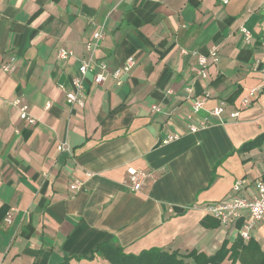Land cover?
Wrapping results in <instances>:
<instances>
[{
  "label": "crops",
  "instance_id": "0c3cea01",
  "mask_svg": "<svg viewBox=\"0 0 264 264\" xmlns=\"http://www.w3.org/2000/svg\"><path fill=\"white\" fill-rule=\"evenodd\" d=\"M101 25L95 59L107 80L88 74L84 107L72 106V79ZM263 41L264 0H0V264H110L101 244L133 256L230 248L238 223L217 224L204 208L229 199L236 181L245 197L264 181V145L239 152L264 133ZM212 47L219 62L202 78L181 51ZM60 49L73 55L61 60ZM129 57L135 66L118 85L112 74ZM11 58L8 74L1 66ZM202 95L195 120L209 126L190 133L191 99ZM16 99L34 126L19 118ZM221 102L226 112L211 115ZM168 135L180 138L163 144ZM64 142L70 152L58 151ZM128 169L148 175L141 192L127 187ZM74 180L84 187L71 190ZM252 238L264 251V222Z\"/></svg>",
  "mask_w": 264,
  "mask_h": 264
},
{
  "label": "built area",
  "instance_id": "2783aa9c",
  "mask_svg": "<svg viewBox=\"0 0 264 264\" xmlns=\"http://www.w3.org/2000/svg\"><path fill=\"white\" fill-rule=\"evenodd\" d=\"M222 4L227 5L229 0H219ZM104 25L97 28L93 34V39L87 43L86 50L88 56L82 61L79 67V74L72 79V84L75 88L74 93L67 94V101L70 105H77L79 107H84V81L88 74H94V83L100 85L107 80V66L105 63L96 61L95 52L99 47V44L104 39ZM240 32L243 35L247 43L250 42L252 35L248 29L245 27L240 28ZM264 47V41L262 43ZM183 55H191L195 58L197 65V74L202 78H207V69L211 64H217L219 62V52L217 47H212L208 54H200L198 52H190L185 49L181 51ZM73 55L72 52L60 49L58 56L61 60H67ZM15 58L9 59L4 62L1 66L3 72L11 74L14 72ZM135 66V60L133 57L126 59L124 65L116 70L112 76L117 80L118 85L122 83V78L129 74V72ZM262 87H254L249 90L248 95L242 99L241 105L243 107L248 106L253 100L257 98L260 94ZM188 94L192 93V89H187ZM209 95H202L193 97L192 101V111L188 115L189 132L197 133L201 130L206 129L209 126L207 118H201L195 120L204 109L206 101ZM12 105L18 110L19 118L27 123L28 125L34 126L37 123L35 117L32 116L30 112V107L27 104L22 103L19 99L12 102ZM227 108L226 102H221V104L215 107L210 114L213 116L221 117ZM154 110L158 111L157 107H153ZM239 113L237 111L230 113V118H237ZM179 135H168L164 140L163 144H170L179 140ZM58 151L60 152H70L69 146L64 142L58 145ZM87 176L91 177L92 173H88ZM148 175L146 173L138 172L134 169H128V183L127 187L133 192H141L145 185ZM84 187V182L81 180H74L71 183L70 189L73 191H79ZM246 187L244 180L236 181L233 186V195L222 202L208 204L204 211L217 220L222 226L228 227L241 222V227L238 229V235L243 239V241L248 242L252 238V234L256 227L264 222V181H257L254 185V191L250 193L248 197L242 196ZM6 221L11 222V217L8 216Z\"/></svg>",
  "mask_w": 264,
  "mask_h": 264
},
{
  "label": "trees",
  "instance_id": "16d2710c",
  "mask_svg": "<svg viewBox=\"0 0 264 264\" xmlns=\"http://www.w3.org/2000/svg\"><path fill=\"white\" fill-rule=\"evenodd\" d=\"M263 145L264 133L246 142L239 152H250ZM215 221L219 224L217 220ZM237 227L240 229L241 222ZM96 252H99L110 264H222L227 259L231 260V264H264V251L261 250L260 245L253 238L245 242L239 235L230 248L225 241L212 256L197 251L181 256L176 252L168 253L159 249L143 251L140 255L133 256L126 255L121 248L111 244L99 245ZM188 259L192 262H188Z\"/></svg>",
  "mask_w": 264,
  "mask_h": 264
},
{
  "label": "water",
  "instance_id": "95a60500",
  "mask_svg": "<svg viewBox=\"0 0 264 264\" xmlns=\"http://www.w3.org/2000/svg\"><path fill=\"white\" fill-rule=\"evenodd\" d=\"M62 80H63V78H62Z\"/></svg>",
  "mask_w": 264,
  "mask_h": 264
}]
</instances>
